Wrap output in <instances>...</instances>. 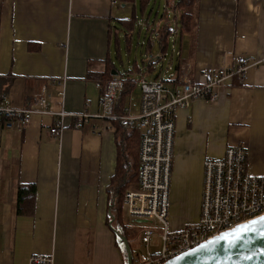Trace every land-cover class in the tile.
I'll return each mask as SVG.
<instances>
[{"label":"crops","instance_id":"0c3cea01","mask_svg":"<svg viewBox=\"0 0 264 264\" xmlns=\"http://www.w3.org/2000/svg\"><path fill=\"white\" fill-rule=\"evenodd\" d=\"M157 1L165 5L163 17L173 12L176 27L156 24L146 37L147 56H135L130 68L120 71L113 47L121 57L123 32L131 50L136 31L141 34L139 17L149 24L146 16ZM157 1L149 0L142 10L138 0L117 5L112 0H0V96L15 107H38L47 85L52 110L96 115L100 89L88 74L103 72L110 61L123 79L127 72L126 78L137 83L141 75L162 79L148 75L163 56L159 33L165 26L172 29L168 51L171 47L178 59L166 80L170 84L178 83L186 66L190 77L201 81L208 66L230 67L240 56H264V0H199L191 31L179 26L177 0ZM132 17L134 29L116 28L119 20ZM55 120L35 114L24 129L0 124V264H28L32 254H52L55 264H126L110 225L109 188L118 158L113 119L92 117L78 125L75 117L65 116L59 138L50 133ZM175 123L168 218L173 231L199 218L207 157L244 145L249 172L264 176V64L227 81L217 101L195 100L177 110ZM27 183L36 184L34 210L20 215L18 188ZM122 215L131 225L137 222L123 210ZM146 223H139L141 230L160 234L158 223ZM138 239L133 246L142 243Z\"/></svg>","mask_w":264,"mask_h":264},{"label":"built area","instance_id":"2783aa9c","mask_svg":"<svg viewBox=\"0 0 264 264\" xmlns=\"http://www.w3.org/2000/svg\"><path fill=\"white\" fill-rule=\"evenodd\" d=\"M118 0H112L117 5ZM264 64V56L245 55L237 57L230 67L208 66L202 70L201 82L190 77V66L180 73L177 84L163 79L138 78L141 88V106L138 115H119L116 108L124 90L125 82L117 75L103 87L100 96V112L91 115L69 113L51 109L47 100V85L43 86L37 106L15 107L9 101L0 100V119L9 129H24L35 114L56 117L50 133L59 138L62 119L72 116L78 125L88 123L90 118L120 119L141 130L139 145L140 170L137 184L126 191L123 213L131 221L146 219L161 227L160 252L151 253L143 261L137 254L133 264H163L168 259L191 250L200 243L264 215V176L253 175L248 170L249 151L244 145H230L221 157H207L204 161V181L201 209L198 220L179 230L169 229L171 178L176 135V111L186 108L195 100L215 102L230 79L245 77L251 67ZM55 82V81H53ZM99 89L102 87L99 85ZM128 111V110H127ZM156 230L144 229L142 244L149 245ZM28 264H55L54 256L32 254Z\"/></svg>","mask_w":264,"mask_h":264},{"label":"trees","instance_id":"16d2710c","mask_svg":"<svg viewBox=\"0 0 264 264\" xmlns=\"http://www.w3.org/2000/svg\"><path fill=\"white\" fill-rule=\"evenodd\" d=\"M123 3H133L137 0H118ZM143 8L149 0H138ZM199 0H177L174 4V9L180 11L179 26L184 31H191L194 26V9ZM143 8L142 10H144ZM137 20L135 17L130 19L119 20L118 29L132 30L135 27ZM167 28V29H166ZM172 29L167 26L162 28L159 33V42L161 54L164 55L168 51L169 41L167 37L171 34ZM149 67V66H148ZM129 72L124 77V90L122 92L120 101L116 108L119 115H127L126 99L136 87L137 81L131 77H127ZM88 78H92L95 82L101 85L100 95L103 93V87L115 78L114 66L110 61H106V69L103 72L89 73ZM197 81V80H195ZM201 82V81H198ZM3 96H0V100ZM113 127L116 134L118 158L116 163L115 173L112 177V182L109 188L110 205L112 207V214L114 216L113 225L121 226L124 235L130 242V245L135 253L138 247L133 246V240L138 237L141 240L142 232L139 223L131 225L125 221L122 210L124 195L129 187L138 180L140 164H139V145L141 130L136 126H131L128 122L120 119H113ZM5 120L0 119V124L4 125ZM36 195V184L27 183L22 184L18 188L16 213L20 215H30L33 213ZM141 235V236H140ZM140 242V241H139ZM141 243V242H140ZM137 254V253H136Z\"/></svg>","mask_w":264,"mask_h":264},{"label":"water","instance_id":"95a60500","mask_svg":"<svg viewBox=\"0 0 264 264\" xmlns=\"http://www.w3.org/2000/svg\"><path fill=\"white\" fill-rule=\"evenodd\" d=\"M114 220V216L112 215ZM260 217H264L260 216ZM258 217V218H260ZM252 219L238 224L175 257L163 264H264V224L254 225L248 229H241L235 236H226L242 225H249ZM138 223H146V219H138ZM118 245L126 256V264H133L134 253L129 240L123 233L121 226H113Z\"/></svg>","mask_w":264,"mask_h":264},{"label":"rangeland","instance_id":"374dc122","mask_svg":"<svg viewBox=\"0 0 264 264\" xmlns=\"http://www.w3.org/2000/svg\"><path fill=\"white\" fill-rule=\"evenodd\" d=\"M153 7H155V9L152 11V13L149 16L148 15L146 16V18H148L147 20L149 24H147L145 20L141 18V16L139 17V26L141 29V34L138 35L139 32L136 31L135 36H133L132 38L131 50L130 51L127 50L126 35L123 32H121V37H122L121 57L116 56L117 51H115V48L113 47L112 49L113 58L120 71L128 70L131 66V63L134 61L135 56L138 57V60L141 59L142 55L147 56L146 49L148 45V39L146 37H149L148 35H151V33L153 34L152 29L155 27L156 24H160L164 26L166 23H169L170 27L172 28L176 27V23L174 21V14L172 11L168 12L169 20L163 17L165 15V5L163 3H159L158 1L153 2ZM154 21H155V24H153ZM149 27H150V30H148ZM138 42L140 43V45H137ZM157 48L158 46L157 44H155L154 49L157 50ZM177 60H178L177 56L172 55V48L170 47L169 51L165 55H163L160 59L157 60L155 64V69L153 73L148 75L149 76L148 78H153L156 75H159L160 78H162L163 80L165 81L169 80L170 74L175 69ZM141 97H142L141 88L139 84L137 83L135 89L132 90V92L126 99L127 110L130 115L139 114L140 106H141ZM136 184H137V181L134 182L129 188H134ZM147 225L150 226L149 223H146V226ZM152 227H157V226L155 224H152ZM159 235H160L159 232L156 231L148 247L147 245H144L141 243L138 246V248L135 249V254L137 253L139 257L143 261H145L149 256L148 250L151 253L160 252L161 247H162V241L160 240Z\"/></svg>","mask_w":264,"mask_h":264},{"label":"snow or ice","instance_id":"6c2138e0","mask_svg":"<svg viewBox=\"0 0 264 264\" xmlns=\"http://www.w3.org/2000/svg\"><path fill=\"white\" fill-rule=\"evenodd\" d=\"M260 224H264V217H260V218H258L255 221H251L249 223V225H242L239 228H237L236 230H234V232L226 234V236H235L236 233L241 231V229H248V228H251L254 225H260Z\"/></svg>","mask_w":264,"mask_h":264}]
</instances>
